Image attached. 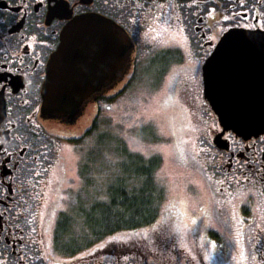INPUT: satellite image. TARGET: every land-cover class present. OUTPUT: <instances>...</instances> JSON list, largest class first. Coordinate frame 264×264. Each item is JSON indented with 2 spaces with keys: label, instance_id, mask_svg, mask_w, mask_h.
<instances>
[{
  "label": "flooded vegetation",
  "instance_id": "af4514ba",
  "mask_svg": "<svg viewBox=\"0 0 264 264\" xmlns=\"http://www.w3.org/2000/svg\"><path fill=\"white\" fill-rule=\"evenodd\" d=\"M165 17H171V27L163 23ZM262 25L264 0H0V264H210L202 253L190 254L170 226L161 229L169 217L163 214L151 227L118 230L99 242L91 239L90 245L93 229L86 220L74 223L70 205L64 204L71 182L59 181L51 192L48 187L63 144L99 123L106 108L115 107L137 82L145 65L165 84L171 77L179 81L191 108L206 119L200 152L217 194L223 199L231 198L227 193L240 194L247 203L240 204L239 211L251 214L255 206L252 216L259 208L264 215V132L240 135L224 130L204 96L203 77V67L225 33L264 34ZM162 26L170 31L168 37L177 31L179 38L169 42ZM120 34L131 60L124 79L93 95L73 122L48 114L42 91L48 76L53 80L50 67L55 59H60L59 70L79 73L96 64L100 82L105 58L120 51ZM170 50L179 53L176 63L162 56ZM70 79L75 83L79 76L70 74L59 83L54 79V88H67ZM249 85L256 87V79L249 78ZM171 219L169 223L179 220L181 227L186 222L190 230L196 229L193 235L215 264L224 263L212 247V228L205 218L197 225L184 217ZM142 232L144 243L150 234L149 246L126 244ZM110 246L115 251L106 254ZM254 257L264 264V216Z\"/></svg>",
  "mask_w": 264,
  "mask_h": 264
},
{
  "label": "rangeland",
  "instance_id": "374dc122",
  "mask_svg": "<svg viewBox=\"0 0 264 264\" xmlns=\"http://www.w3.org/2000/svg\"><path fill=\"white\" fill-rule=\"evenodd\" d=\"M165 29L166 27L162 26L161 32L165 33L164 36L169 42L179 38L177 31L176 36L168 37L171 34L167 32L170 31H165ZM178 54L174 50H170L163 52L162 56L166 60H173L176 63ZM165 82V80L161 81L160 77L145 65L137 82L118 98L115 107L106 108L108 111L104 118L99 121L98 132L114 133V137L118 140L116 145L111 144V141L106 142L105 145L102 144L99 154L103 152L98 158L99 161L95 166H90L87 171H84L83 176L79 150H82L85 155L91 138H84V142L79 145L75 143L63 144L57 164H54L48 176L50 192L59 181L61 184H65L67 180L71 182V186L65 194L64 204L66 207L70 205L69 210L73 222L77 223L82 215L85 219L89 218L90 215H95L98 212L97 209H94L95 204L97 206L103 205L105 203L104 192L108 187L118 184L117 179L122 174L121 166L118 163L120 149L128 146L129 151H134L137 147L136 141L139 140L146 150H154L157 146L175 144L181 135H184V139H188L190 136L191 140L195 142V148L189 142L183 146V152L176 148H170L161 152L149 151L147 155L157 154L162 159V165L157 176L165 189L166 200L161 214L165 218L168 215L169 217L167 218L168 222L167 219L165 220L166 226L164 224L161 229L167 231V226H170L172 231L176 232L178 223H169L172 220L171 217H174V220L181 217L189 220L205 218L208 221V228H212L208 236L211 244H215L218 261L224 260L223 264H258L254 257L255 240L257 229L260 227L264 216L262 211L260 208L256 209L252 216L254 206L251 214H243L241 210L239 211V207L247 202L245 203L242 195L231 196L227 193L226 195L231 198L223 199L217 194V187L215 188L211 184L209 169H206L204 164V153L200 152L201 149H204L200 143L204 141L201 135L205 128L201 124L206 119L196 109L191 108L190 103L183 95L179 81L175 82V79L171 77L168 84ZM170 97L171 101H169ZM177 99L179 103H175ZM166 102L169 103L167 108L164 107ZM186 119L192 120L196 131L186 134L180 133L179 129ZM149 124L151 126L146 127ZM161 125H163V129H161ZM162 131L169 133V135H163ZM173 131L177 132L176 137L170 135ZM105 152H111L113 155H106ZM105 167L108 173L104 175ZM87 172L90 173L87 174ZM190 181L197 183L192 184ZM172 186H175V192L170 191ZM181 200L185 201L183 205L180 203ZM170 204L176 207H169ZM193 204H195L196 211H193ZM98 209L100 210V208ZM201 209H206L208 214L205 215L200 211ZM222 209L225 210V213L222 212ZM179 211H184V215L178 217ZM252 218L255 219L253 224H251ZM184 224L187 225V229L183 230L182 233L183 246L190 254L200 252L204 258L210 254L211 259H206V261L215 264L210 251L193 235V231L189 229V224L186 222ZM165 227L166 229H164ZM181 228L183 229V227ZM132 236L131 240H126L128 246L137 242L139 246L147 247L150 245V234H148V241L145 243V232H142L141 236L138 237ZM114 249L115 246H110L108 250H105V253L115 251ZM241 251L244 253V260L240 259ZM105 258L108 259L107 256Z\"/></svg>",
  "mask_w": 264,
  "mask_h": 264
},
{
  "label": "water",
  "instance_id": "95a60500",
  "mask_svg": "<svg viewBox=\"0 0 264 264\" xmlns=\"http://www.w3.org/2000/svg\"><path fill=\"white\" fill-rule=\"evenodd\" d=\"M113 37V35L111 36ZM116 40V37H115ZM119 53L105 58L104 70L98 80L97 65L91 71L72 72L59 70L56 61L50 67L44 83V109L53 118L73 122L93 95L108 91L124 79L131 68L127 41L120 34ZM70 40L66 45L67 50ZM60 57V53L57 54ZM255 68V71L251 69ZM56 69V71L54 70ZM59 72V73H58ZM60 75V73H62ZM78 77L67 81V88H54V79L65 76ZM204 95L218 116L224 130H234L240 135L264 132V34L258 32L229 31L224 34L214 53L203 67ZM90 78V80H89ZM249 78L256 79V87L249 85ZM225 122L229 125L225 128Z\"/></svg>",
  "mask_w": 264,
  "mask_h": 264
},
{
  "label": "trees",
  "instance_id": "16d2710c",
  "mask_svg": "<svg viewBox=\"0 0 264 264\" xmlns=\"http://www.w3.org/2000/svg\"><path fill=\"white\" fill-rule=\"evenodd\" d=\"M98 124L95 121L88 132L69 141L71 144L79 145L84 142V138H91L85 155L82 150H79L83 176L84 171H87L90 166H95L99 161L98 158L103 152L99 154L101 145H105L108 141L116 145L118 141L112 132H98ZM129 149L128 146L120 149L118 163L121 166L122 174L117 179L118 184L108 187L104 192L105 203L103 205L109 206L110 210L102 212L95 204L94 209H97L99 213L96 211L95 215H90L87 219L82 215L77 222L79 224L82 220H86L87 226L93 229L91 236H88L90 245L92 244L91 239L96 243L102 238L113 235L118 230H139L146 226H152L162 212L166 192L157 176L162 165L161 156L157 154L145 156L133 150L129 151ZM111 152L105 153L113 155ZM106 173L108 171L105 167L103 174ZM97 175L99 176V174ZM141 185L146 189L145 197H138L135 204L129 207L133 191L138 190Z\"/></svg>",
  "mask_w": 264,
  "mask_h": 264
},
{
  "label": "snow or ice",
  "instance_id": "6c2138e0",
  "mask_svg": "<svg viewBox=\"0 0 264 264\" xmlns=\"http://www.w3.org/2000/svg\"><path fill=\"white\" fill-rule=\"evenodd\" d=\"M49 2H51V0H49ZM240 3L243 4V0H240ZM59 6V5H57ZM223 19L227 20L228 19V16H224ZM170 20H171V17H165L164 20H163V23L165 25H168L169 27H171V24H170ZM262 30H264V25L261 26ZM165 31H167V29H165ZM10 43V41H9ZM6 51V49H5ZM175 91V90H174ZM169 101H171V97L169 98ZM175 103H179V100L177 99V101H175ZM165 108L169 107V103L166 102L165 105H164ZM151 125H146V127H150ZM229 125L225 122V128H227ZM161 129H163V125H161ZM180 133L182 134H186L188 132H193V131H196V128L195 126L193 125L192 123V120L191 119H186L185 122L181 125L180 129H179ZM223 131V129H222ZM162 134L163 135H169V133H164L162 131ZM171 136L173 137H176L177 136V132L176 131H173L170 133ZM189 142L192 143V146L193 148H195V142L191 140V137L189 136L188 139H184V135H181L180 137H178L177 139V142L175 144H172V145H165L163 147L161 146H157L156 149L152 150V149H148L146 150L144 145L140 143L139 140L136 141V144H137V147L134 149V151H138V152H141L143 153V155L147 156L149 154V151H156V152H161V151H166L170 148H176V149H179L181 152H183V146L189 144ZM201 143H203V141H201ZM186 163V161H185ZM209 179H211V177H209ZM220 183H223L224 181H219ZM147 183V182H145ZM190 183L192 184H196L197 182L196 181H190ZM176 188L175 186H172L170 188V191H173L175 192ZM145 193H146V189L143 185H141V187L138 189V190H134L132 195H131V199H130V203H129V207H131L133 204H135L137 198H144L145 197ZM262 195H264V192L261 193ZM148 195H150V193H148ZM101 199H104L103 197H101ZM230 202V201H229ZM181 205H183L185 203L184 200H181ZM98 208H100V210L103 212L105 210H110V207L107 206V205H98L97 206ZM169 207H176L175 205L173 204H170ZM196 207H195V204H193V211H196ZM200 211H202L205 215H207V210L206 209H201ZM184 215V211H179L178 212V217L179 216H182ZM191 223L193 225H197V220L196 219H192ZM187 229V225H184L183 226V229L180 227L179 225V220H178V225H177V228H176V233L180 234L181 235V243L183 244V230H186ZM196 229H193V231H195ZM113 240H117L119 239L118 237H112ZM103 247V246H101ZM213 248H215V244L212 245ZM206 259H211V256L210 254L207 255L205 257ZM240 259L241 260H244L245 257H244V253L243 251H241V254H240Z\"/></svg>",
  "mask_w": 264,
  "mask_h": 264
}]
</instances>
